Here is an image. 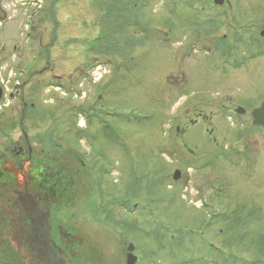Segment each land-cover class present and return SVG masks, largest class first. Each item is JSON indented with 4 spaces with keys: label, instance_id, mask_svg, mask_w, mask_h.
<instances>
[{
    "label": "rangeland",
    "instance_id": "374dc122",
    "mask_svg": "<svg viewBox=\"0 0 264 264\" xmlns=\"http://www.w3.org/2000/svg\"><path fill=\"white\" fill-rule=\"evenodd\" d=\"M166 1L1 0L0 152L21 144V100L8 96L20 88L34 102L28 137L70 146L87 164L85 201L73 208L98 240L135 242L142 264L203 257L204 239L218 246L217 264H264V136L248 113L264 95V0H236L249 15L239 65L212 56L207 37L222 29L205 26L206 0L202 12L191 5L201 0ZM91 71L93 82L84 79ZM199 111H211L217 148L196 154L182 132Z\"/></svg>",
    "mask_w": 264,
    "mask_h": 264
},
{
    "label": "flooded vegetation",
    "instance_id": "af4514ba",
    "mask_svg": "<svg viewBox=\"0 0 264 264\" xmlns=\"http://www.w3.org/2000/svg\"><path fill=\"white\" fill-rule=\"evenodd\" d=\"M206 1V4L211 9L212 16L204 22L205 26L208 25L207 22L211 21L210 25L212 30L218 31L222 29L218 34L213 33L211 38L207 37L205 32H203V37L206 36L208 38L207 40H215V45L212 46L214 53L210 47L211 53H213L212 56L215 57L216 62L219 64H225L226 59L230 57L234 65H239L243 62L242 58H236L237 54H239L237 47L239 39L242 42V47H245L241 52L248 51L246 47L248 44V36L244 34L245 31H248L249 25V15L246 12V7L244 6V8H242L243 10H241L236 0ZM201 2L202 3L199 4L205 3L203 1ZM202 10L203 6L198 5V12H202ZM240 20L242 21L240 22ZM201 24H203V21H201ZM260 24L259 30L264 29V21ZM238 28H240L241 34L238 33ZM234 37L235 41H233ZM199 45L202 46V44ZM230 60L228 63L229 66L232 67ZM20 100L22 99L20 98ZM21 105H24V103L22 102ZM209 112L211 113V111ZM209 112L207 114H209ZM202 114L203 112L199 111L188 118L189 124L199 120L203 123L202 133L198 145L194 147L195 150L202 146L201 143L204 140L216 143L209 135L210 129L208 128V124L211 114L207 115V117L204 116L203 119ZM204 123L207 125L205 126ZM24 126L22 122L20 123L19 117L17 131L21 132V134L18 135L21 138V144L16 145V148L6 149L7 155L4 151L0 152V182L4 184L7 190V192L3 191V193H6L7 198L5 203L18 208L15 210L17 213L16 216L24 224L33 217L51 218V220L55 219L57 223L56 217L58 218L59 214H61L65 218L59 219L68 223V227L64 228L63 231L60 230L61 233L56 235L57 240L55 242L58 244V253H55L50 241L46 243L36 237L33 239H26V235L20 234L18 239L15 240L16 242H10L8 236V230L10 231V228L0 225V264H23L28 261H31L32 264H58V260L62 261L63 264H69V261L74 263L80 260L85 263V257L82 256V253L85 251L86 245L83 240L80 239L81 236L75 232L73 226V224H76L75 221H73V217L76 213L74 210L71 212L69 210L61 211L60 207L58 208L59 205L62 206L60 202H65L64 196L63 199H61L62 194L64 195L65 193L58 192L56 187L60 183L62 184V190H64L68 188L69 185H72L73 180L71 174L69 176V169L78 174L79 169L81 170L80 167L82 163L79 157L77 158V155H75L69 147L59 153L55 148L41 146L38 140L30 139ZM36 142H38V147L36 146ZM9 154H11V156H8ZM74 160L78 161V165H76L77 168L73 170L72 168L75 164ZM58 161L66 162L67 166L65 171L58 168ZM9 165L11 167H9ZM15 167H17V169H15ZM17 174L20 175V178H18ZM21 182H28L29 185L38 192L37 204H33V202L30 203V198L27 200H25V198L21 199V194L15 196V193H17L16 189L21 186ZM4 186L1 187L3 188ZM49 187L50 192L47 190ZM12 191L14 197H10ZM26 196L30 197L29 195ZM31 204H33L34 207H32ZM29 206H31V208L28 210L24 208ZM83 212V210H80L78 214L83 215ZM70 222H73V224L71 223L70 225ZM33 235H36V233ZM124 244L125 242L123 240H117L115 242H111L110 240L105 241L104 245L101 246L103 260H105L104 264H127V254L130 252L131 255L135 256V258H132L131 264H142L143 262L141 259L143 253L140 251L138 245L135 244L137 247L134 245L129 252L127 250V245L124 246ZM201 246L204 249L202 252L205 256H179L173 264H217L216 258L212 255V253L217 254L216 246L211 241L202 242ZM148 259L149 257L146 261ZM146 264H151L150 260H148ZM167 264L171 263L168 262Z\"/></svg>",
    "mask_w": 264,
    "mask_h": 264
},
{
    "label": "water",
    "instance_id": "95a60500",
    "mask_svg": "<svg viewBox=\"0 0 264 264\" xmlns=\"http://www.w3.org/2000/svg\"><path fill=\"white\" fill-rule=\"evenodd\" d=\"M251 115L253 117L252 123L264 126V99L260 101L258 106L252 108ZM198 133V128L189 129L185 132L184 139L192 143L191 139L194 138L195 135H198ZM9 167L11 166L9 165ZM59 168L62 169L61 167ZM15 169H17V167H15ZM17 175L18 178H20V175ZM178 175L179 172L175 170V172L173 173V178L178 177ZM76 179L77 182L74 183L73 188H65L64 190H62V185L60 183L56 186L58 192L65 193L64 195L62 194L61 199H63L64 196V200L67 202V207H69L75 201L76 196L79 194L78 191H80V182L78 181V178ZM21 183V186L16 189L17 193H15V196L21 194V199L25 198V200H27L28 198H30V203L33 202V204H37L38 192L35 191L28 182ZM1 186H4L2 182H0V225H4L5 227L10 228V231L8 230L10 242H16L15 240L18 239L20 234L26 235V239H33L34 237H36L41 239L42 241H45L46 243L50 241L55 253H58V244L55 242L57 240L56 235L58 233L60 234L64 228H67L68 223L61 221L57 217V223L55 219H46V217H33L29 219L27 223H22L16 216L17 213L15 212V210H17L18 208L12 207L11 204L7 205V203H5V200H7V198L6 193H3V191L7 192V190L5 186L3 188ZM47 190H49L50 192V187ZM11 194L12 195H10V197L13 196V191L11 192ZM25 194L29 195L30 197L26 196ZM33 204H31L32 207H34ZM31 206L24 208L28 210L31 208ZM71 223L73 224V222H70V225ZM73 226L75 232H77V234L81 236L80 239H82L86 245L85 251L82 253V256L85 257V263L80 260L74 263L69 261V264H104L105 260H103L102 247L99 240L91 235L84 227L76 224H73ZM34 233H36V235H33ZM58 262V264H63V262L60 260H58ZM23 264H32V262L28 261L27 263L25 262Z\"/></svg>",
    "mask_w": 264,
    "mask_h": 264
}]
</instances>
